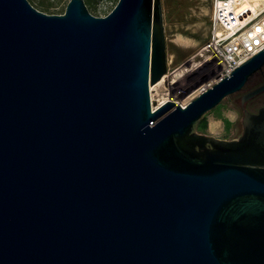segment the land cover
Instances as JSON below:
<instances>
[{
	"label": "water",
	"instance_id": "obj_1",
	"mask_svg": "<svg viewBox=\"0 0 264 264\" xmlns=\"http://www.w3.org/2000/svg\"><path fill=\"white\" fill-rule=\"evenodd\" d=\"M263 70L153 109L161 0H0V264H264V107L239 139L198 133Z\"/></svg>",
	"mask_w": 264,
	"mask_h": 264
},
{
	"label": "rangeland",
	"instance_id": "obj_2",
	"mask_svg": "<svg viewBox=\"0 0 264 264\" xmlns=\"http://www.w3.org/2000/svg\"><path fill=\"white\" fill-rule=\"evenodd\" d=\"M69 1L64 0L57 7V11L66 10ZM116 1L98 0L95 3L98 9L97 17L109 14ZM161 2L167 39L168 72L163 77L164 80L150 85L153 109L167 100L179 105L189 104L199 96V87L202 83L212 77L208 74L209 62L205 63L207 54L204 51L210 34L212 0H161ZM87 7L90 11L88 5ZM90 13L93 14L92 11ZM260 83L259 78H254L249 88ZM241 104V97L232 95L226 98L217 108L205 115L198 127V133L226 141L239 139L244 131L246 112Z\"/></svg>",
	"mask_w": 264,
	"mask_h": 264
},
{
	"label": "built area",
	"instance_id": "obj_3",
	"mask_svg": "<svg viewBox=\"0 0 264 264\" xmlns=\"http://www.w3.org/2000/svg\"><path fill=\"white\" fill-rule=\"evenodd\" d=\"M204 51L212 77L199 87V95L264 51V0H212L210 34Z\"/></svg>",
	"mask_w": 264,
	"mask_h": 264
},
{
	"label": "trees",
	"instance_id": "obj_4",
	"mask_svg": "<svg viewBox=\"0 0 264 264\" xmlns=\"http://www.w3.org/2000/svg\"><path fill=\"white\" fill-rule=\"evenodd\" d=\"M98 0H85L86 5L89 6L90 11H92V13L94 15H98V9L95 6V3ZM29 2L38 10L45 12L47 14H57V13H65V10L62 9L60 12L57 11V7L62 4V2H64V0H48V2L46 3L44 0H29ZM119 2V0L116 1L115 6L117 5V3ZM114 6V7H115ZM114 7L111 9L113 10ZM108 13H106L107 15ZM254 78H259L261 81H264V73H258L256 74L252 79ZM201 126H204V123L202 122Z\"/></svg>",
	"mask_w": 264,
	"mask_h": 264
},
{
	"label": "flooded vegetation",
	"instance_id": "obj_5",
	"mask_svg": "<svg viewBox=\"0 0 264 264\" xmlns=\"http://www.w3.org/2000/svg\"><path fill=\"white\" fill-rule=\"evenodd\" d=\"M264 73V70L261 72ZM252 81V79L250 80V82ZM250 82L243 88L242 91L234 94L235 96L241 97L242 99V104L241 107L242 109H244L245 111H250L253 113H257L259 111L260 108L264 107V93L255 96L253 98H250L248 100H246L245 102L244 97L249 94L250 92H252L253 90L259 88L260 86H262L264 84V81H261L260 84L249 88V84Z\"/></svg>",
	"mask_w": 264,
	"mask_h": 264
},
{
	"label": "bare ground",
	"instance_id": "obj_6",
	"mask_svg": "<svg viewBox=\"0 0 264 264\" xmlns=\"http://www.w3.org/2000/svg\"><path fill=\"white\" fill-rule=\"evenodd\" d=\"M195 64V63H194ZM198 64V63H197ZM164 80V79H163ZM162 83V82H161ZM173 85V84H172ZM154 88H152V90H153ZM162 98V97H161ZM164 102V101H163Z\"/></svg>",
	"mask_w": 264,
	"mask_h": 264
}]
</instances>
